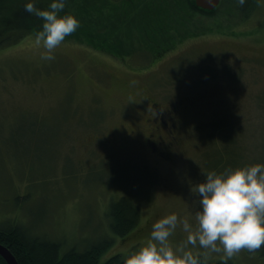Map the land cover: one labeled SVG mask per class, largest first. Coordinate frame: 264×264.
<instances>
[{
    "label": "rangeland",
    "instance_id": "obj_1",
    "mask_svg": "<svg viewBox=\"0 0 264 264\" xmlns=\"http://www.w3.org/2000/svg\"><path fill=\"white\" fill-rule=\"evenodd\" d=\"M215 14L190 18L183 41L154 59L68 40L47 61L33 34L0 47V224L22 223L62 252L112 238L100 260L126 257L159 218L175 212L194 223L195 186L208 171L264 164V0L247 16ZM154 102H179L169 159L148 145ZM211 120L233 131L218 155ZM120 196L141 210L123 238L107 216ZM185 236L178 227L171 240ZM230 261L264 264V255L243 250Z\"/></svg>",
    "mask_w": 264,
    "mask_h": 264
},
{
    "label": "trees",
    "instance_id": "obj_2",
    "mask_svg": "<svg viewBox=\"0 0 264 264\" xmlns=\"http://www.w3.org/2000/svg\"><path fill=\"white\" fill-rule=\"evenodd\" d=\"M27 2L29 0H0V47L15 44L31 34L35 36L41 29L42 21L24 10ZM51 2L35 0L41 9H46ZM259 4L260 0H245L243 6L237 0H220L216 8L206 10L196 6L194 0H66L61 14H74L80 26L64 41L73 40L122 59L132 58L140 51L144 52L141 55L154 59L171 51V39H178V44L183 41L190 31L180 33L179 29L185 30L190 18L198 14L214 15L218 11H222L224 17L233 16L234 11L247 16L258 9ZM172 32L174 35H170ZM159 47L162 50L155 55ZM223 122L205 123L211 128L206 134L211 145L216 147V155L222 151L219 138L234 137L228 133L233 132L229 129L231 126ZM107 216L112 234L123 238L139 223L141 210L129 197L120 196L110 202ZM112 242V238H106L81 251L72 247L62 252L60 242L36 235L22 223L0 224V244L10 250L18 264H123L125 257L121 254L100 260ZM257 252L264 255V247ZM0 264H7L1 255ZM209 264L223 262L210 260ZM227 264L233 263L229 260Z\"/></svg>",
    "mask_w": 264,
    "mask_h": 264
},
{
    "label": "clouds",
    "instance_id": "obj_3",
    "mask_svg": "<svg viewBox=\"0 0 264 264\" xmlns=\"http://www.w3.org/2000/svg\"><path fill=\"white\" fill-rule=\"evenodd\" d=\"M243 6L245 0H237ZM66 0H52L46 9L35 0L24 10L40 19L34 44L43 51L41 59H55L54 52L73 34L80 21L72 13L61 14ZM199 210L194 223L175 212L152 224L149 237L126 255L123 264H209L213 254H222L223 264L241 251L257 252L264 247V164L208 171L195 186ZM180 227L185 238L173 243Z\"/></svg>",
    "mask_w": 264,
    "mask_h": 264
},
{
    "label": "flooded vegetation",
    "instance_id": "obj_4",
    "mask_svg": "<svg viewBox=\"0 0 264 264\" xmlns=\"http://www.w3.org/2000/svg\"><path fill=\"white\" fill-rule=\"evenodd\" d=\"M178 107L179 102L170 103L168 106H160L157 102L150 105L152 112L151 117H148L151 126L148 145L150 151L162 159H169L171 151L173 152L177 145L174 127ZM160 132L163 134V138H158L157 133Z\"/></svg>",
    "mask_w": 264,
    "mask_h": 264
},
{
    "label": "water",
    "instance_id": "obj_5",
    "mask_svg": "<svg viewBox=\"0 0 264 264\" xmlns=\"http://www.w3.org/2000/svg\"><path fill=\"white\" fill-rule=\"evenodd\" d=\"M194 3L202 9L212 10L219 5L220 0H194ZM0 255L4 258L7 264H18L15 256L2 244H0Z\"/></svg>",
    "mask_w": 264,
    "mask_h": 264
},
{
    "label": "bare ground",
    "instance_id": "obj_6",
    "mask_svg": "<svg viewBox=\"0 0 264 264\" xmlns=\"http://www.w3.org/2000/svg\"><path fill=\"white\" fill-rule=\"evenodd\" d=\"M158 116V115H157ZM158 121V120H157ZM153 143V142H152ZM24 220V219H23Z\"/></svg>",
    "mask_w": 264,
    "mask_h": 264
}]
</instances>
